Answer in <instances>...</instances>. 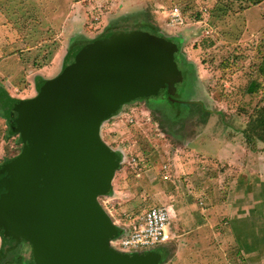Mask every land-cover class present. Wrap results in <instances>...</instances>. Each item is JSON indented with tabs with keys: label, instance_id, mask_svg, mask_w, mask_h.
Here are the masks:
<instances>
[{
	"label": "rangeland",
	"instance_id": "1",
	"mask_svg": "<svg viewBox=\"0 0 264 264\" xmlns=\"http://www.w3.org/2000/svg\"><path fill=\"white\" fill-rule=\"evenodd\" d=\"M67 1L70 11L72 3H79L75 9L79 14L77 21L83 23L81 34L61 45L63 52L58 59L48 61L52 69L44 80L60 74L69 53L76 47L73 42L77 40L80 44L81 41L94 40L106 31L109 25L100 24L108 13L119 7L120 0H0L4 15L0 19V56L5 57H0V65H5L9 71L7 75H14L11 83L16 79L14 84L24 87L18 91L30 89L31 84L20 61L24 59L29 67L38 68L49 59L47 56L42 59L49 50L48 46L51 45L48 51L51 53L58 42L55 40L56 31L48 33L44 30L51 15L42 14L41 9L45 7L47 11L56 3L59 9L65 6V12L59 15L65 21L69 14ZM129 1L135 0H126V3ZM143 1L144 6H140L138 14L145 21H131L123 28L138 34L151 33L159 17L169 20L171 15L177 14L175 17L182 19V25L187 24L176 32L180 39L171 38L173 36L166 33L163 35L178 45V72L177 75L168 73V84L124 104L103 122L101 136L120 160L111 188L100 196L99 202L113 221L123 219L126 213L140 214L154 206L170 208L171 238L167 244L151 250L158 252L164 247L161 250L164 259L160 264H247L243 263L246 261L244 251L249 248L248 237L252 231L257 236L250 241L256 248L260 237L264 248V218L250 222L249 226L238 223L230 217V204L238 198L240 214L247 215L252 210L247 207L248 199L254 205L252 198L255 196L257 203L253 212L264 211V143L260 140L248 143L246 138L251 119L264 107V77L260 71H264V0L258 5L249 0ZM175 8L179 11L176 12ZM248 9L252 15L257 13L261 22L254 21L250 26ZM134 14L128 15L134 17ZM198 21L204 26L199 24L196 27ZM30 25L35 30L34 39L41 43L38 47L41 54L32 61L31 56H23L22 49L27 43H17L24 36L19 29ZM181 56L184 61L190 58L194 65V70L185 71L189 77L183 74ZM252 81L260 86L256 92L248 94L246 89ZM171 82L174 87L169 89ZM34 93L33 97L38 93L37 88ZM188 100L201 101L202 105L188 107L185 103ZM2 118L0 161L16 156L22 147L18 136L5 141L1 139L6 130ZM221 132L235 144L236 156H218L215 138ZM205 209H209L206 214ZM196 216L198 219L204 217L212 229L199 243L197 254L201 260L195 257L198 262L193 260V255L181 252L185 239L191 237L194 240L197 230H190L197 227ZM115 227L114 237H122L125 229ZM1 243L0 238V248ZM26 243L21 239L4 246L10 254L9 260L15 262L20 251L17 247L21 249L27 246ZM29 255L30 252L27 257ZM0 260L4 264L5 258L0 257Z\"/></svg>",
	"mask_w": 264,
	"mask_h": 264
},
{
	"label": "water",
	"instance_id": "2",
	"mask_svg": "<svg viewBox=\"0 0 264 264\" xmlns=\"http://www.w3.org/2000/svg\"><path fill=\"white\" fill-rule=\"evenodd\" d=\"M136 38L74 50L34 97L0 90V115L22 142L0 164V238L28 242L31 264H157L152 254L113 247L116 227L99 202L118 166L103 122L161 82L159 59Z\"/></svg>",
	"mask_w": 264,
	"mask_h": 264
},
{
	"label": "crops",
	"instance_id": "3",
	"mask_svg": "<svg viewBox=\"0 0 264 264\" xmlns=\"http://www.w3.org/2000/svg\"><path fill=\"white\" fill-rule=\"evenodd\" d=\"M47 1H51V0H47ZM55 1L58 2V0H54V2ZM26 3L29 4L30 2H26ZM78 4L79 3H72V5H71L72 10L70 11V9H68V8H70L69 2L68 1L66 2L67 10H68L69 14H68V17H67V19L65 21L61 17L59 18V15L61 13L65 12V10H66L65 6H64V9L63 8L59 9V7H58V5L56 3L55 5H52L50 7V9H48L47 11H46L47 8H45V7H43L41 9V13L42 14L44 13V14H50L51 15L50 18L47 19V22L44 21V22L47 23V28L45 27L44 30H46L48 33L56 31L55 40L58 41L55 44L56 48L53 49V51L51 53H49L48 51L51 50L50 49L51 45L48 46L49 50L47 51V53H44L42 59H45L46 56L49 59H47V63L43 64L42 66H40L38 68L29 67L28 63H24L23 62L24 59H22L20 61L19 64L23 66L22 70L26 74V79L31 83L29 85L30 89H26L24 92L18 91V90H20L21 88H24V87L20 86L19 84L17 85L16 83L14 84V81L16 79H13L14 81L11 83V79L14 77V75L13 76L11 74H10V76L7 75L9 73H6V72H9V71L6 70L5 65L4 66L0 65V87L3 88L9 95H11L14 98H18V99H26V98L33 97V95L35 94L34 92H36V88L38 89V85H39L38 81H39V79L47 78V76H48L47 72H50L51 71L50 69H52V67H49V62H52L53 60L58 59L59 55L63 52V49H62L61 45H63V46L66 45L68 43V41L71 40L73 37L76 36V38H77L81 34L80 28H81L83 23H80V22L77 21L79 14H76L77 10L75 9L76 5H78ZM140 6H144V1L143 0L129 1L128 3H126V0H120L119 7L115 8L114 11L108 13V15H106L103 18V22H102L103 25L102 24H100V25L101 26H107V25H110L111 23H113L114 21L119 20L123 16H126V15H128V14H130L132 12L137 13V12H139L141 10ZM87 10L90 11V8L88 7ZM250 11H251V9L247 10V20L249 21V25L250 26L253 25L254 21L255 22H261L260 19L258 17H256L257 13L255 15H252L250 13ZM2 15H3V13L0 10V19L2 18ZM3 17H4V15H3ZM57 18H59V19H57ZM160 18L161 17H159V21H158L157 20L158 17H157V19H156L157 21L155 22L156 25H158V27L160 29L162 28L161 32L163 34L166 33V34H168L170 36H173L171 38H174V39L178 38L179 35H177V33H176L177 30L179 28H181V27H187V24H185V25H176V24H172L170 22V19L168 20V19H165V18H163V19H160ZM40 21H41V18H40ZM39 24H40V22H39ZM199 24L201 26H204V23H202L200 21H198L195 26L197 27V25L199 26ZM206 27H207V25H206ZM40 28H43V27L41 26ZM19 30L22 31L24 36L19 38L17 43H20V44L27 43V47L22 49V51L25 53L23 56H24V58H27L28 56H31L30 60L32 61L33 59H36L37 56H40L41 52L38 50L39 49L38 47H39V45L41 43H39L36 40V38L34 39L33 35H34L35 30H33L31 28V25L26 27V28L19 29ZM41 30H43V29H41ZM64 31H66V35L65 36H64ZM178 39H180V37ZM66 40H67V42H66ZM28 42H30V43L28 44ZM45 44H47V43H45ZM199 46H201V44ZM32 54H34V56H32ZM0 57L5 59L4 56H0ZM7 58H9V57H7ZM49 60H51V61H49ZM187 60L188 61H184L182 56L180 57V63H182L181 64L182 69L184 68L183 69L184 70L183 74H185V75H187V73L185 71L188 72L189 68H193V70H194V65L191 63L192 62L191 59L189 58ZM186 62H189V63L186 64ZM0 63H1V61H0ZM1 68H3V69H1ZM21 72L22 71H19V74H21ZM33 74H35L34 81H33ZM173 87H174L173 83L171 82V86H170L169 89H172ZM195 102H197L200 105H202L201 101H195ZM195 102H192V101L188 100L185 103H195ZM201 107L204 108L203 106H201ZM0 118H1V116H0ZM3 120H5V119H3ZM6 128H7V126L5 125V129ZM4 132L6 133V130ZM5 133H4L3 137L1 138L4 141L6 140V137H5L6 134ZM215 140H216V145L218 147V156L220 158H223V157L226 158L228 156H230V157L236 156V154H235V144L232 141L231 142L228 141L225 138V136H224V134L222 132L219 133V136H216ZM252 199H253V204L254 205H252L251 204L252 201L250 199H248L249 201L247 203V207L249 209L251 207L252 210H251V212L248 211L249 214H247V215H245L244 213L242 215L240 214V212H239V207H240L239 204L240 203H239V199L238 198L235 199L236 201L234 200L233 202H231L230 206L232 207L231 208V212L232 213H230V217L233 218V219H236V221L238 223H240V222L246 223L247 226H249V223L252 222V221L256 222V221H259L260 219L264 218V211L262 213L258 212L257 214L253 212V210L256 211L255 206H256L257 201H256L255 196H253ZM221 205H223V204H221ZM208 210L205 209V214L208 212ZM235 211H237V213L234 214ZM202 214H203V212H202ZM203 216H204V214H203ZM196 219L198 220L197 223H196L197 227H195L194 230H190L191 232L197 230V231H195L196 234L193 236L194 240H192L191 237H188L187 241L185 239V241H184L185 243L182 245V251H181L185 255H190V256L193 255L194 256L193 260H196V258L199 259V257H198L199 254H197V251H198L197 249H199V247H200L199 243H201L200 241H202V238H205L206 235L210 232L209 230L211 229L210 227H208L207 220L204 219V217L198 219V216H196ZM202 231H204V232L202 233ZM211 232H212V229H211ZM168 233H169L170 238H171V228H168ZM231 233L233 234L232 230H231ZM256 236L257 235H255L253 233V231H252V235H249V237H248L250 245H249L248 250L246 252L244 251V253H245L244 256H246V261L245 262L243 261V263H247V264H264V248L261 245L262 243H261L260 237L258 236L259 237L258 238L259 246H257L256 248H255V244L250 241L251 238H254ZM167 242L165 244H167ZM239 252H242V251H239ZM244 256H243L242 260H244V258H245ZM163 259L164 258H162L160 263L163 261ZM199 260H201V258ZM196 261L198 262V260H196Z\"/></svg>",
	"mask_w": 264,
	"mask_h": 264
},
{
	"label": "trees",
	"instance_id": "4",
	"mask_svg": "<svg viewBox=\"0 0 264 264\" xmlns=\"http://www.w3.org/2000/svg\"><path fill=\"white\" fill-rule=\"evenodd\" d=\"M249 1L253 5H258V4H260V2L262 0H249ZM134 15H135L134 17L126 15V16H123L121 19L114 21L113 23H111V25L107 26L106 31L102 35H100L97 39L104 40V41H111V40H113L114 36L127 37V36L135 35V36H137L136 42L138 44H140V45H142L143 47H146V48L148 47L147 49L151 51V54L159 59L158 61L160 63V66H159L158 69H159V75L161 77V82L159 84V87L157 89H155L154 91L149 93V94H151V93H154L155 91L159 90L160 88H162L165 85L166 77H167L168 73H172V74L174 73V75H177V72H178V60H177V54L176 53L178 51V45L172 39H167V37H165L163 35V33L161 32V29L158 27V25H156V23L153 24L154 29H153V32H151L152 34L151 33H147V34H140L139 33L138 34V33H135L133 31H126L123 28L124 24L130 23L131 21H136L137 23L145 21L144 18H139L140 15L138 14V12L135 13ZM136 17H137V19H136ZM140 19H142L143 21L140 20ZM108 28H112V29H108ZM94 40L81 41L82 43H80V44H78L79 41L76 40L75 42H73V45L76 46V47L72 49V51L69 53V55L74 50H76L78 48H81L82 46H85V45H87L89 43H92V42H94ZM76 44H78V45H76ZM260 71H261V73H262V75L264 77V71H262V70H260ZM177 79L179 80V78H177ZM45 81L46 80H44V79H39L38 88ZM166 84H168V83H166ZM173 86H174V82H173ZM259 86L260 85H259L258 82L252 81V83H250V85L246 89V92L248 94H252V93L256 92V89L259 88ZM0 90L5 91L1 87H0ZM187 104H188V107L194 106V105L195 106H200V104L197 103V102H195V103H187ZM205 112H206V114H209V111L205 110ZM3 119H5V118L3 117ZM5 122H6V126H7L6 133H5L6 134L5 135L6 139H10V138L16 137V136L19 137V134L11 133L9 123H8V121L6 119H5ZM246 138H247V142L248 143H251L253 140H260L261 142L264 143V107L261 108L257 112L256 117L251 119V121H250V131H248L246 133ZM19 141L22 144L20 138H19ZM21 149H22V147L20 148V151H21ZM115 156H116V159H117V162H118V165H119L120 158H119V155L116 152H115ZM12 157H14V156H12ZM12 157H10V158H12ZM10 158H5L3 161H0V164L3 163L4 161L10 159ZM117 169H118V166H117ZM145 253L152 254V256H154V260H155V262L157 264H159L160 261L162 260L161 250H159L158 252L148 251V252H145Z\"/></svg>",
	"mask_w": 264,
	"mask_h": 264
},
{
	"label": "built area",
	"instance_id": "5",
	"mask_svg": "<svg viewBox=\"0 0 264 264\" xmlns=\"http://www.w3.org/2000/svg\"><path fill=\"white\" fill-rule=\"evenodd\" d=\"M175 10L178 12L179 8ZM174 15L178 17L177 14ZM175 16L171 15L170 22L182 25V19L178 20ZM170 219L171 210L165 206L150 207L140 214L126 213L123 219L113 221L115 225L125 229L122 237L113 238V247L130 254L151 251L170 239Z\"/></svg>",
	"mask_w": 264,
	"mask_h": 264
},
{
	"label": "flooded vegetation",
	"instance_id": "6",
	"mask_svg": "<svg viewBox=\"0 0 264 264\" xmlns=\"http://www.w3.org/2000/svg\"><path fill=\"white\" fill-rule=\"evenodd\" d=\"M26 244H27V246H24L21 249L20 248L18 249V247H17V250H20V251H18L19 252V256L15 259V262H14V261L9 260L10 259V254L7 251V249H5L4 243L2 242L1 243V248H0V257H2L3 259L5 258V260L3 261V263L4 264H31V260H32V247H31V245L28 242ZM163 248L164 247H161L160 250H162ZM28 249H29V251H28ZM17 250H15V252ZM28 252H30L29 257H27L28 256ZM12 254H13V252L11 253V255ZM1 262L2 261L0 260V264H1Z\"/></svg>",
	"mask_w": 264,
	"mask_h": 264
}]
</instances>
